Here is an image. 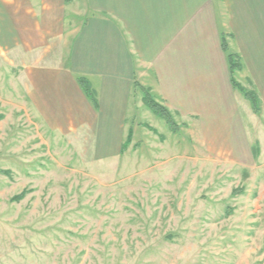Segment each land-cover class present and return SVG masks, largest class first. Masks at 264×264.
Instances as JSON below:
<instances>
[{"label":"rangeland","instance_id":"1","mask_svg":"<svg viewBox=\"0 0 264 264\" xmlns=\"http://www.w3.org/2000/svg\"><path fill=\"white\" fill-rule=\"evenodd\" d=\"M24 67L0 55V264H264V100L206 137L134 89L132 140L107 154L114 139L40 118Z\"/></svg>","mask_w":264,"mask_h":264},{"label":"crops","instance_id":"2","mask_svg":"<svg viewBox=\"0 0 264 264\" xmlns=\"http://www.w3.org/2000/svg\"><path fill=\"white\" fill-rule=\"evenodd\" d=\"M228 53L262 103L264 0H0V55L24 59L31 107L53 130L114 139L107 154L122 148L134 84L173 118L200 120L206 137L237 135L251 107L231 85Z\"/></svg>","mask_w":264,"mask_h":264},{"label":"trees","instance_id":"3","mask_svg":"<svg viewBox=\"0 0 264 264\" xmlns=\"http://www.w3.org/2000/svg\"><path fill=\"white\" fill-rule=\"evenodd\" d=\"M222 50L224 52H227V46L225 41L222 39ZM227 62H228V71L230 74V82L234 89H236L238 92H240L245 100H247L250 104V107L253 111V113L257 114L260 111V100L256 92L252 90L245 89L242 87L235 79L236 73H238L242 69V64L240 61V57L236 54H227ZM78 84L81 88V90L84 92L86 97L92 102L93 106L95 108H98V104L96 101V93L92 89L90 83L84 79L79 78ZM135 88H138L143 93V101L145 106L148 108L149 111H151L155 116L162 119L166 125L168 126L169 130H171L172 133H177L178 126L175 123V120L171 114V112L163 105L159 104L149 93L148 91L144 90L142 87H140L137 84H134ZM132 130L130 128L128 135L126 137V140L123 144L122 150L127 146L131 140H132ZM5 175H8V172H2ZM25 196V192H22L18 196L14 197L12 200H21Z\"/></svg>","mask_w":264,"mask_h":264}]
</instances>
